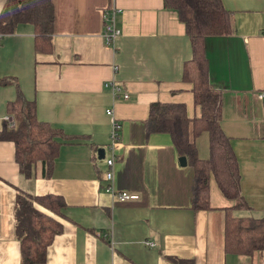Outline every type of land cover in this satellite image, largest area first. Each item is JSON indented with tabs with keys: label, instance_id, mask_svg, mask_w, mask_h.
<instances>
[{
	"label": "crops",
	"instance_id": "obj_1",
	"mask_svg": "<svg viewBox=\"0 0 264 264\" xmlns=\"http://www.w3.org/2000/svg\"><path fill=\"white\" fill-rule=\"evenodd\" d=\"M221 1L231 12V34L205 37L203 48L209 83L221 97L220 126L235 155L247 205L232 214L260 218L264 100L258 94L264 92V0ZM51 3L50 52L34 51L28 24L0 37V78H11L18 86L0 84V129L12 123L6 104L19 90L34 102L38 120L72 140L59 147L54 167L45 176L40 162L20 172L13 144L0 139V264H20L14 232L17 192L58 196L64 202L61 216L48 212L62 226L38 264H264V252L223 251L224 209L232 202L210 178L208 208L192 209V168L179 165L166 133L145 131L152 102L181 103L188 118L199 115L191 83L181 76L191 50L175 11L164 8L162 0ZM112 7L118 9L114 23L120 34L110 46L101 32L103 13ZM108 79L127 97L112 98L103 86ZM107 108L117 122L111 185L114 192L135 193V200L121 202L105 190L111 127ZM194 145L198 158L205 159L207 134L195 137ZM146 240L153 246L145 245Z\"/></svg>",
	"mask_w": 264,
	"mask_h": 264
},
{
	"label": "trees",
	"instance_id": "obj_2",
	"mask_svg": "<svg viewBox=\"0 0 264 264\" xmlns=\"http://www.w3.org/2000/svg\"><path fill=\"white\" fill-rule=\"evenodd\" d=\"M162 4L164 8L174 10L184 25L191 57L183 63L181 76L191 83L192 101L198 107L199 115L188 118L181 103L152 102L145 119V131L147 134L166 133L177 155L184 156L186 166L192 168V209L208 208L210 178L221 195L232 202L231 207L224 209L223 251L237 255L264 252V216L253 218L232 214L234 210L247 209V205L240 193L235 155L220 126L221 97L209 83L203 48L205 37L231 34V12L225 9L221 0H162ZM20 24L31 26L35 52L52 50L51 0H5L0 10V37L13 33ZM10 82H13L11 78H0V84ZM6 112L12 123L3 125L0 139L13 144V158L19 171L26 173L33 163L40 162L44 175L49 176L59 147L68 144L72 137L38 120L34 102L26 100L19 90L16 97L7 102ZM200 133H206L208 139L205 159L198 158L194 145V138ZM63 206L64 202L58 196L16 193L14 232L19 243L20 264L44 262L46 248L62 226L48 212L61 216Z\"/></svg>",
	"mask_w": 264,
	"mask_h": 264
},
{
	"label": "built area",
	"instance_id": "obj_3",
	"mask_svg": "<svg viewBox=\"0 0 264 264\" xmlns=\"http://www.w3.org/2000/svg\"><path fill=\"white\" fill-rule=\"evenodd\" d=\"M118 12L117 8H109L108 11H105L103 13V27H102V38L103 41L106 44H109L110 46H113L115 39L117 36L120 34V30L115 26V20H114V15ZM112 70L116 69V66L111 67ZM104 87H107L109 89V92L111 94V97H117L119 94L123 97L126 98L127 94H125L122 91V88L114 82L112 79H108L103 83ZM258 98L264 100V92H261L258 94ZM105 113L109 116V121H110V132H109V143H108V156L106 158V170L104 172V179L106 181V186L105 190L108 191L109 193L113 194L116 196V199L118 201H127V200H135L137 198V195L135 193H129L125 191H117L114 192L112 185H111V180H112V167L115 161V154L113 152V145L117 142V122L115 121L112 110L110 108L105 109ZM5 119H8V117H5ZM11 121V117H9ZM105 238L107 239V242L109 246H112V238L111 236H108L105 234ZM145 245L147 246H153V243L150 241H145Z\"/></svg>",
	"mask_w": 264,
	"mask_h": 264
},
{
	"label": "water",
	"instance_id": "obj_4",
	"mask_svg": "<svg viewBox=\"0 0 264 264\" xmlns=\"http://www.w3.org/2000/svg\"><path fill=\"white\" fill-rule=\"evenodd\" d=\"M99 153H102V155L100 157H103V149H99L98 150ZM178 162H179V165L181 167H185L186 166V160H185V157L184 156H178Z\"/></svg>",
	"mask_w": 264,
	"mask_h": 264
},
{
	"label": "rangeland",
	"instance_id": "obj_5",
	"mask_svg": "<svg viewBox=\"0 0 264 264\" xmlns=\"http://www.w3.org/2000/svg\"><path fill=\"white\" fill-rule=\"evenodd\" d=\"M20 81H22V78H21V80ZM11 86H13V88H18V86H17V82H16V87H15V85L14 84H10ZM20 89V88H19Z\"/></svg>",
	"mask_w": 264,
	"mask_h": 264
},
{
	"label": "bare ground",
	"instance_id": "obj_6",
	"mask_svg": "<svg viewBox=\"0 0 264 264\" xmlns=\"http://www.w3.org/2000/svg\"><path fill=\"white\" fill-rule=\"evenodd\" d=\"M116 158V157H115ZM116 160V159H115ZM115 162V161H114ZM112 172H113V167H112ZM112 177H113V174H112Z\"/></svg>",
	"mask_w": 264,
	"mask_h": 264
}]
</instances>
